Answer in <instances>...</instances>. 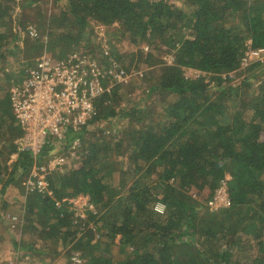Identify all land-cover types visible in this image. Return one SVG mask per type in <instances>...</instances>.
I'll list each match as a JSON object with an SVG mask.
<instances>
[{
	"label": "trees",
	"instance_id": "16d2710c",
	"mask_svg": "<svg viewBox=\"0 0 264 264\" xmlns=\"http://www.w3.org/2000/svg\"><path fill=\"white\" fill-rule=\"evenodd\" d=\"M60 1V12L45 16L36 0H20L19 5L0 0V60L9 56L8 36L15 38L20 31V9L35 7L47 30H39L43 36L36 38L42 40L41 51L47 48L61 59L87 39L89 19L105 25L118 22L133 43L155 36L171 52L170 64L155 55L156 48L139 49L131 58L147 66L162 64L155 90L172 98L164 102L161 119L148 122L147 128L135 126L144 122L140 110L131 108L126 113L131 121L113 145L88 141L77 159L53 167L52 195H47L23 189L33 164L30 154L20 152L13 166H7L21 130L9 94L1 96L0 181L2 190L8 185L20 190L22 230L35 232L44 247L69 243L72 255L82 259L81 253L87 254L86 261L70 260L72 264H264V61L241 67L248 45L264 50V0ZM34 46L29 45L17 65L18 81L35 61H30L38 50ZM88 53L96 56L93 50ZM111 56H97L105 61L104 69L110 67ZM188 68L199 73L187 76ZM238 75L241 79L234 84ZM121 86L117 83L96 100V114L73 137L119 114L115 104L122 100ZM67 144L52 142L40 160ZM117 170L132 180L121 184L120 191L111 184ZM226 175L231 176L230 206L212 211L207 202ZM78 194L87 195L95 208L87 210L86 219L64 200ZM156 202L164 204L163 213L154 210ZM91 220L100 222V235L111 245L118 237L119 247L129 248L125 257L114 260L94 251L101 246L91 242V235L84 239L92 232L86 228ZM194 235L199 241L220 237L224 248L210 241L199 250L192 243ZM247 246L252 256L239 258Z\"/></svg>",
	"mask_w": 264,
	"mask_h": 264
},
{
	"label": "built area",
	"instance_id": "2783aa9c",
	"mask_svg": "<svg viewBox=\"0 0 264 264\" xmlns=\"http://www.w3.org/2000/svg\"><path fill=\"white\" fill-rule=\"evenodd\" d=\"M23 32V35L34 39L40 36L33 24L25 25ZM256 60L264 61V50L248 45L241 58V67ZM100 62L96 56L81 50H74L61 59L43 48L26 77L10 88L13 112L21 130L16 140L17 154L26 152L33 159L27 176L22 180L26 194L39 192L52 195L49 183L51 167L65 164L69 157L63 153L54 155L50 152L47 159L40 160L43 150L52 142H65L69 136L72 146L79 147V138L72 134L80 131L94 117L96 100L129 76L123 69L115 67L114 63L104 69ZM196 72L199 73L198 70ZM230 177L226 175L218 183L212 198L207 202L210 210L230 206L227 189ZM64 200L79 218H83L87 210L95 209L84 194ZM164 209V204L155 203V211L163 213ZM7 218H10L13 228L22 223V215H7ZM71 260L73 263L82 262L78 253H74Z\"/></svg>",
	"mask_w": 264,
	"mask_h": 264
},
{
	"label": "rangeland",
	"instance_id": "374dc122",
	"mask_svg": "<svg viewBox=\"0 0 264 264\" xmlns=\"http://www.w3.org/2000/svg\"><path fill=\"white\" fill-rule=\"evenodd\" d=\"M36 1L42 5L45 16L46 14H58L62 9L61 7L63 6V2L60 0ZM167 2L169 4H174L175 1L167 0ZM11 17H13L12 13ZM19 19V22L21 24L20 29L27 24H33L35 27H37V30H40L43 34H45V31H47H44V25L41 23V18H38V16L35 14V7H31L22 11L21 15H19ZM47 27L48 25L46 24V28ZM43 34L41 35L40 33L41 36H43ZM87 34V39L83 40L80 44L76 46L77 50H81L87 53L90 50H93L95 52L96 57L98 56L100 58L104 57L105 55L113 54V56L110 57L111 64L114 63L115 67L123 69L127 76H129L127 78L124 77L119 83L122 85L120 88V90L122 91V100H120L119 103L115 104L116 111H118L119 113L117 116H115L109 121H100L99 123H96L93 126H88L87 129H84L81 133V137H78L80 140L79 147L72 146V143L70 142L71 136H69V138L66 139V143H70L67 144V147H62L60 145V147L55 148V150L52 151L54 155H60L63 153L66 157H69L68 159H71V155L73 156V159H77L81 155V153H83L84 150L82 149L83 147L85 149L88 141L97 140L99 141V143H108L113 145V143L120 138L121 133H123L127 129L129 121H131V119L129 120V118L126 117V113L128 112V110H131V108L135 107L137 110H140L142 121L144 122L139 124L137 123V125L135 124V126H144L147 128L148 122H155V120L158 121L161 119L164 113V102H168L170 98H172V94L158 92L155 90L156 86L158 85L157 82L160 73L159 70L161 66H163L162 64L147 66L145 63H141L140 61H138V58H131V55H133V53L137 52L139 49L151 50L156 48L154 53L159 59H161L163 62H166V64L172 63L171 52L167 49L165 45H161L159 43V40L155 36H152L147 42L136 40L137 42L133 43L129 40V35L122 32L121 25L118 22L111 25H105L93 19H89ZM33 41L34 42H29L25 45V50H29V45L32 44L35 45L33 48H38V50L35 51L37 53H32L30 61L38 58V56L41 54L40 51L43 44L42 40L40 39H36ZM89 54L92 55L91 53ZM114 54L117 55L116 59L114 58ZM98 60L100 59L98 58ZM100 63L102 64V66H105L104 60H102V62ZM104 66L103 68L106 67ZM185 74L187 76H193L196 75L197 72L195 69L188 68L186 69ZM240 79V75L236 76L234 78V84H238ZM48 155L44 157V159H47ZM122 159L123 157L121 158V160ZM126 166L129 165L126 164ZM52 168L53 167H51V169ZM129 178L130 174L121 176V174L118 173V170L115 171L114 176L111 180V184L113 188H115V191L118 189L119 191L122 190L120 186L124 182L129 185L132 182V180ZM93 210L95 212V209ZM102 210L104 211L105 209ZM201 210L203 211V209H200V211ZM86 217L87 213L81 219H86ZM21 221L23 220L21 219ZM198 222L199 224L204 223L203 221H201V219ZM99 225V221L96 224H94L93 220L89 221V223L86 225V228H91L90 230L92 232L86 234V236L84 237L85 241L87 240L86 237L91 235V242L96 243L97 246H101L98 249L94 248V251L97 254L111 257L114 260H118L125 257V254L129 251V248L126 247L124 249H121L119 247V244L116 243L118 242V237H116L114 240L116 241L114 242L115 245H111V240L104 237V235H100V231L97 228ZM23 233L24 235H22V242L25 239V244L28 247L30 246L29 248H43L44 251L40 253L35 251L30 254H25L27 250L26 247L25 250H23L24 252L22 251L21 254L19 253V256L21 255L19 261H21V259L25 258L27 255L28 261H30V263L34 262V264H72L70 262V258L72 256V252H74L75 250L73 249L71 244H63L62 242H56V244H52L47 248V246H43V239L37 236L35 232H32L31 230L26 228ZM250 237L251 235H249L248 238L250 239ZM191 240L192 243H194L195 248H198L199 250L207 248L210 241V244H215L219 247L220 250L224 248L223 239L220 237L212 238V240H204L203 238L201 239V241H199L200 239L198 240V237L194 235L191 236ZM249 247L250 246H247L246 249L241 250L243 253L242 256L239 253V258H246L247 256H252L253 252L248 251ZM238 252H240L239 249L237 250V253ZM173 254L174 253H172V255ZM81 255H83L82 262L86 261L87 254L81 253ZM35 256L41 260L37 258L34 259Z\"/></svg>",
	"mask_w": 264,
	"mask_h": 264
},
{
	"label": "crops",
	"instance_id": "0c3cea01",
	"mask_svg": "<svg viewBox=\"0 0 264 264\" xmlns=\"http://www.w3.org/2000/svg\"><path fill=\"white\" fill-rule=\"evenodd\" d=\"M15 1L16 4L19 5L20 0ZM21 13L22 10L20 9L17 16L21 15ZM24 27L20 29L15 38L8 36L9 42L7 47L9 49V56L4 60H0V97L5 94H9L10 98V88L21 81H18L17 78V76L20 74L17 71V65L25 58L27 52V50H25V45L29 42H34L33 40H35L28 35H23ZM10 103L12 106L11 98ZM15 154H17L16 144L15 151L10 155L7 162V166L9 169L13 166V164L10 163L16 161L19 155V153L17 155ZM3 184V181H0V264H34V262L30 263V261H28L27 255L25 258L19 261V259L21 258V255L19 256V253L21 254V252L25 250L26 247L27 250L25 254H30L33 251L32 249H28L30 246L28 247L25 244V239L22 242V235H24L22 224H18L13 228L11 227L10 218H7V215L9 214L22 215L23 198H21L20 200V190L15 185H8L6 188H4V190H2ZM36 256L34 257V259L38 257Z\"/></svg>",
	"mask_w": 264,
	"mask_h": 264
}]
</instances>
